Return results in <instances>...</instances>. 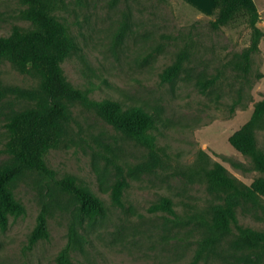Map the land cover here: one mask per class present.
Here are the masks:
<instances>
[{"label": "rangeland", "instance_id": "obj_1", "mask_svg": "<svg viewBox=\"0 0 264 264\" xmlns=\"http://www.w3.org/2000/svg\"><path fill=\"white\" fill-rule=\"evenodd\" d=\"M54 13L77 42L61 62L68 80L92 99L150 112L155 141L132 138L79 98H61L69 116L58 119L61 139L47 162L57 177L75 176L100 196L106 213L84 216L56 178L25 168L13 186L26 212L0 226V264H58L71 231L80 264H264L263 247L241 233L264 232V195H233L207 174L219 163L239 183L264 176L255 157L230 142L264 102V37L246 70L245 17L215 27L214 14L184 0H56ZM258 25L264 29V15ZM31 26L26 4L0 0V36ZM176 63L177 76L166 79ZM42 82L37 70L0 56V167L15 161L7 123L37 109L26 92L42 94ZM255 136L264 161V114ZM44 205L50 235L30 247ZM221 212L228 230L210 225Z\"/></svg>", "mask_w": 264, "mask_h": 264}, {"label": "trees", "instance_id": "obj_2", "mask_svg": "<svg viewBox=\"0 0 264 264\" xmlns=\"http://www.w3.org/2000/svg\"><path fill=\"white\" fill-rule=\"evenodd\" d=\"M21 1L28 6L32 26L16 28L8 36H0V56L10 57L22 71L37 70L43 77V93L26 92L28 96L36 99L37 109L14 116L7 123L9 138L6 149L14 156L15 161L0 167V226L7 227L10 215L26 212V206L16 197L13 186L25 168L35 169L56 178L63 189L78 197L84 216L95 218L104 215L107 209L100 196L88 186L79 183L75 176L57 177V171L47 162L50 150L56 147L61 139L62 128L58 119L69 116L68 106L61 98H79L85 104L96 107L108 121L124 133L150 146H153L155 141L152 132L154 117L140 106L124 107L118 100L109 98L92 99L84 90L71 83L61 62L63 57L77 46V42L67 24L59 20L54 13L56 0ZM214 15L211 23L215 27L239 17H245L251 26V44L244 52V68L248 70L252 53L259 50L264 37V29L258 25L261 14L256 0H214ZM179 69L180 63L174 64L167 70L165 78L172 79L177 76ZM263 114L264 102L257 106L252 118L231 135L230 142L240 151L253 155L257 167L264 173V161L257 156L255 136L257 121ZM207 174L213 186L229 189L233 195H264V176L249 185L239 183L229 175L225 166L219 163L208 170ZM163 205L173 210L169 198L164 199ZM48 215L49 210L44 205L30 234V247L40 239L49 237ZM210 225L213 228L230 229L229 219L224 212L214 217ZM241 233L251 242L261 245L264 250V232L242 228ZM76 242V233L71 231L69 242L58 255V264H80L72 258V249Z\"/></svg>", "mask_w": 264, "mask_h": 264}, {"label": "crops", "instance_id": "obj_3", "mask_svg": "<svg viewBox=\"0 0 264 264\" xmlns=\"http://www.w3.org/2000/svg\"><path fill=\"white\" fill-rule=\"evenodd\" d=\"M190 4H193L194 6H196L202 13L207 14V15H213L214 14V0H184ZM257 4L258 1L256 0ZM259 6V4H258ZM260 10V14L261 17H263L264 12H261ZM260 23V20L259 22Z\"/></svg>", "mask_w": 264, "mask_h": 264}]
</instances>
